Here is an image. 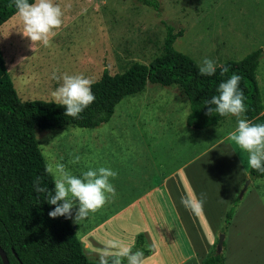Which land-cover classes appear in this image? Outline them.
Masks as SVG:
<instances>
[{"label":"rangeland","instance_id":"374dc122","mask_svg":"<svg viewBox=\"0 0 264 264\" xmlns=\"http://www.w3.org/2000/svg\"><path fill=\"white\" fill-rule=\"evenodd\" d=\"M158 1L160 11L140 0H54L64 15L49 46H33L22 33V19L15 14L0 27V46L19 96L23 100L54 101L52 92L62 83L53 79L54 73L61 77L83 75L93 83L105 68L115 74L136 61L149 64L164 52L166 23L176 32L184 30L174 46L199 65L204 58L216 66L240 60L264 46V0ZM258 75L264 95V55ZM189 110L181 87L148 83L144 91L124 97L110 120L95 128H37L36 136L46 163H64L78 177L99 167L110 168L117 176L138 175L145 161L177 165L196 155L192 168L197 169V176L207 179L202 189L200 184L193 185L199 197L202 193L205 197L202 214L195 216L203 249L214 232L218 239L223 233L227 234L223 253L226 264H264V177H250L248 154L228 139L238 126L237 118L230 116L217 126L197 129L187 125ZM75 156L80 157L79 162L70 163ZM135 163L136 168H131ZM221 166L222 173H218L216 169ZM248 180L252 184L241 197V208L226 224V213L234 201L224 211H218V204L226 202L230 190L235 189L236 198L240 197ZM207 200L216 208L214 214L206 210ZM104 210L102 207L98 215L90 213L87 219L73 222L78 225L81 241H86L85 234L95 219L105 218L100 216ZM113 218L97 232L114 234L112 238L106 235V241L131 246L140 242L138 236L145 230L151 231L154 242L159 234L169 241V232L171 239L185 240L183 221L175 216ZM159 250L165 254V264H175L176 248ZM180 250L184 252L185 246Z\"/></svg>","mask_w":264,"mask_h":264},{"label":"trees","instance_id":"16d2710c","mask_svg":"<svg viewBox=\"0 0 264 264\" xmlns=\"http://www.w3.org/2000/svg\"><path fill=\"white\" fill-rule=\"evenodd\" d=\"M140 2L160 11L158 0ZM15 14L17 10L11 0H0V27ZM166 29L164 52L149 64L136 61L124 72L115 74L104 69L101 77L91 83L96 97L94 103L78 119L66 117V109L54 101L23 100L15 88L0 46V247L10 264H99L86 255L77 235L78 225L63 216L51 218L49 212L55 205L46 201V193L35 192L33 181L37 176L43 177L41 186L50 191L54 189L53 178L45 172L46 161L37 141V128H95L110 120L124 97L144 91L148 83L181 87L189 102L187 125L207 128L231 116L217 114L210 117L204 102L218 95L219 84L233 73L242 77L239 88L246 106L243 118L252 124H264V102L257 80L264 46L240 60H228L216 66L214 75L204 76L199 72L197 61L174 46L177 38L184 35V30L176 32L168 23ZM225 66L229 71L222 75ZM249 175L251 178L264 177L251 167ZM240 197L226 213V224ZM224 263L223 252L217 254L213 250L202 264ZM0 264H3L1 255Z\"/></svg>","mask_w":264,"mask_h":264},{"label":"clouds","instance_id":"9594fccd","mask_svg":"<svg viewBox=\"0 0 264 264\" xmlns=\"http://www.w3.org/2000/svg\"><path fill=\"white\" fill-rule=\"evenodd\" d=\"M17 10V15L22 19L23 35L33 43L50 45L51 37L55 36V30L63 23V11L54 3V0H11ZM228 67H223L221 74H226ZM199 72L204 76H212L216 73V64L208 58H204L199 67ZM53 79L60 81V86L52 92L54 103L63 106L66 117L78 119L80 114L94 103L96 97L91 89V81L83 75H68L62 77L53 74ZM241 76L233 73L229 79L219 84L218 95L204 103L207 106V115L234 116L238 126L228 134L240 150L248 154V165L260 174H264V124H252L242 119L246 111L243 91L239 88ZM54 142V140L52 141ZM80 160L75 156L70 163L76 164ZM45 172L53 178L54 189L51 191L46 186H41L43 177L34 178L33 187L38 194H47L46 201L55 205L49 212L51 218L66 217L74 223L87 219L90 213L101 209L111 197L116 194L115 186L110 178L118 174L106 167L89 169L82 172L81 176L72 174L64 163L48 162ZM181 204L193 216L199 217L203 212L204 194L200 197L192 190H186L181 197ZM75 216L73 217V210ZM145 264L144 252L123 245L120 241L109 240L99 253V264Z\"/></svg>","mask_w":264,"mask_h":264},{"label":"crops","instance_id":"0c3cea01","mask_svg":"<svg viewBox=\"0 0 264 264\" xmlns=\"http://www.w3.org/2000/svg\"><path fill=\"white\" fill-rule=\"evenodd\" d=\"M259 68L260 65L258 69ZM257 80L259 83L258 70ZM262 98L264 102L263 94ZM196 157L197 156L195 155L193 158L191 157V159L187 160L186 162L178 163L177 165H167L164 162H157L151 159L150 161H145V163H143V166L141 165L143 170L138 172V175H134L132 172L131 174H128L126 176H116L115 178H110V182L115 186L116 194L114 197H111L103 206L105 210L102 213L103 215L100 216H105V218L95 219L93 226L85 234L86 241H82L84 251L89 259L93 261H99V253L107 243V241L105 240V236L107 235L111 238L113 237L114 234L112 232H105L102 234L97 233L108 222H110L111 219H115L113 217L129 215H149L151 217H163L166 215H171L177 217L180 223L181 221H183L185 239L184 241L171 239V233L169 232L168 236L170 239L169 241L171 242L163 240L161 234H159L158 241L154 242L151 231L145 230L143 234L138 236V238L140 237V242H136L131 246H126L131 248V250H142L144 252L145 264H165L163 260L165 254H163L161 250H159L160 247L176 248L178 257H176L175 259V264H202L208 254L211 253V248L214 247L218 242V234L214 232L213 237H211V240L203 249L202 243L198 238V234H196V217L190 214V212L186 210L185 207L181 204V197L182 195H184V192H186V190H192L197 195V197H199V194L196 192V190H194V186L199 187L200 184V188L202 189V185L205 186V183L207 181V179L197 176V169L192 168L193 164L195 163ZM137 164L135 163L133 165H130V167L135 169ZM216 164L217 166H220L218 165V163ZM221 168L222 166L218 167L217 169L216 167H214V169H216L218 173H222V170H220ZM212 179L213 178H211V180ZM251 184L252 180H250L249 182V185ZM236 186L237 183L234 184L233 188H235ZM235 199V189L234 191H228L226 194V202L224 201L218 204V211H224L230 205L229 203L232 200L235 201ZM239 202L235 207V211L241 208ZM206 210L209 213L214 214L216 208L213 205L210 206L208 202ZM98 212L99 211L95 212V214L98 215ZM156 221H158V218H156ZM192 221L195 222L192 223ZM230 222L228 224H230ZM164 226L167 228L165 223ZM215 231H219V228L216 227ZM226 238L227 234L225 235L224 239L223 253L225 250ZM181 245L185 246L186 250L184 252H181L180 250ZM124 264H127V262ZM224 264H226V258Z\"/></svg>","mask_w":264,"mask_h":264},{"label":"water","instance_id":"95a60500","mask_svg":"<svg viewBox=\"0 0 264 264\" xmlns=\"http://www.w3.org/2000/svg\"><path fill=\"white\" fill-rule=\"evenodd\" d=\"M249 182H250V180H248L246 182V185L244 186V189L242 190L240 196H243L244 192L247 190ZM224 239H225V234L222 233L219 236V239H218V242H217V249H216L217 250V254H220V253L223 252ZM0 255L2 257L3 264H10V261H9V259L7 257V254L5 253V251L1 247H0Z\"/></svg>","mask_w":264,"mask_h":264}]
</instances>
